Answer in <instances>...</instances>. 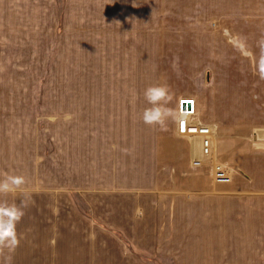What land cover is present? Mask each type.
<instances>
[{
	"label": "crops",
	"instance_id": "obj_1",
	"mask_svg": "<svg viewBox=\"0 0 264 264\" xmlns=\"http://www.w3.org/2000/svg\"><path fill=\"white\" fill-rule=\"evenodd\" d=\"M134 3L137 23L119 11L106 35L133 39L137 60L149 44L154 61L159 52L173 57L158 49L170 30L160 27L159 0ZM224 10L230 17L213 32L221 47L213 89L185 76L169 107L192 97L195 119L217 125L214 159L232 165L228 182L191 163L177 119L166 130L143 123V93L159 83L158 63L145 85H0V179H25L3 198L28 200L19 245L0 253V264H264V0H216L215 14Z\"/></svg>",
	"mask_w": 264,
	"mask_h": 264
},
{
	"label": "rangeland",
	"instance_id": "obj_2",
	"mask_svg": "<svg viewBox=\"0 0 264 264\" xmlns=\"http://www.w3.org/2000/svg\"><path fill=\"white\" fill-rule=\"evenodd\" d=\"M135 9L134 0H0V85H145L154 82L158 63L159 83H166L171 90L178 79L188 83L185 76L195 75L196 84L211 91L216 53L221 48L213 32L229 14L225 10L215 14L216 0H159L161 18L166 20H160V27L168 25L170 30L160 33V41L167 44L160 42L158 49L167 48L174 56L159 52V60L154 61L149 44L142 61L136 59L133 39L120 41L106 35L108 24L120 21L119 11L123 10L122 21L137 23ZM124 10L127 15L132 10L135 17H127ZM145 18L143 22L149 21ZM184 22L192 36H182ZM208 124L213 125L216 147L217 125ZM76 201L80 211L88 214L81 199L76 197ZM146 263L171 264L160 258Z\"/></svg>",
	"mask_w": 264,
	"mask_h": 264
},
{
	"label": "clouds",
	"instance_id": "obj_3",
	"mask_svg": "<svg viewBox=\"0 0 264 264\" xmlns=\"http://www.w3.org/2000/svg\"><path fill=\"white\" fill-rule=\"evenodd\" d=\"M258 45L260 49L259 58L264 60V37L260 39ZM143 95L149 105L142 111L143 123L166 130L168 122L175 121L179 115L176 110L169 107L173 99L171 89L166 83L152 84L145 88ZM24 183L23 176L6 174L0 179V253L7 251L11 254L19 245L16 225L24 216V209L28 206V200L25 199L17 205L16 203H9L3 197L18 191ZM8 259L10 262L11 255Z\"/></svg>",
	"mask_w": 264,
	"mask_h": 264
},
{
	"label": "built area",
	"instance_id": "obj_4",
	"mask_svg": "<svg viewBox=\"0 0 264 264\" xmlns=\"http://www.w3.org/2000/svg\"><path fill=\"white\" fill-rule=\"evenodd\" d=\"M176 112L179 114L176 133L188 139L191 163L194 166L210 164L215 182L230 181L234 169L232 165L214 159L215 131L212 124H204L195 119L196 100L192 97L179 98Z\"/></svg>",
	"mask_w": 264,
	"mask_h": 264
}]
</instances>
